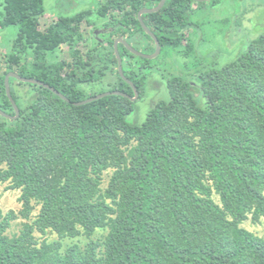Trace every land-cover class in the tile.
<instances>
[{
	"label": "trees",
	"instance_id": "16d2710c",
	"mask_svg": "<svg viewBox=\"0 0 264 264\" xmlns=\"http://www.w3.org/2000/svg\"><path fill=\"white\" fill-rule=\"evenodd\" d=\"M3 1L0 27H14L17 34L11 50L0 54L5 64L0 109L16 116L5 86L10 72L43 81L72 103L19 81L34 88L31 105L23 109L12 88L18 80L10 78L21 114L16 119L0 114V165H6L0 182L22 190L23 219L30 218L34 200L42 208L16 237L6 232L19 215L0 209V264H264V239L241 227L249 215L254 222L264 216V31L245 37L236 57L222 64L215 50L201 52L202 40L187 41L201 31L194 16L208 2L167 0L159 12L142 16L162 47L156 59L118 47L123 73L139 99L110 95L76 106L73 102L97 95H86L82 85L108 74L117 78L109 91L134 97L119 73L114 43L122 38L138 51L154 53L156 48L134 43L155 44L139 12L161 0H102L99 16L114 31L85 53L81 28L94 24L91 10L60 17L41 30L45 0ZM260 2L249 9L241 0V14L235 15L257 12L264 7ZM234 24L242 29L240 18ZM63 45L70 62L57 60ZM167 52L183 70L156 83L154 67ZM155 84L163 85L165 96L139 122L138 103ZM110 167L116 171L103 191L102 174ZM47 229L59 241L38 246L34 231ZM98 229L107 230L102 239L94 238ZM80 236L85 246L62 251L61 240Z\"/></svg>",
	"mask_w": 264,
	"mask_h": 264
},
{
	"label": "rangeland",
	"instance_id": "374dc122",
	"mask_svg": "<svg viewBox=\"0 0 264 264\" xmlns=\"http://www.w3.org/2000/svg\"><path fill=\"white\" fill-rule=\"evenodd\" d=\"M222 2L215 7H212V4L209 2L206 3L204 9L197 11L194 20L201 24V31L197 36L188 35V40H194L195 43L200 42L201 40V52L208 54L210 51H214V56L218 57V61L222 64L232 61L236 55L237 46L241 45L245 37L250 36V38H255L253 34H259L264 31V7L259 8L256 11L249 12L244 16L239 17L235 14H241V7L239 8L241 0H221ZM261 0H247L248 8L250 5L256 6ZM3 0H0V22L2 19L3 12ZM102 3V0H45V9L46 13L40 19V28L45 30L50 24L55 22L60 17H68L74 14L91 10L93 12L90 17L91 21L94 22L93 25H87L86 23L82 25L81 31L84 34L86 41L83 42L81 48L83 52H87L89 49L93 48L97 43H100L102 34L113 33L114 29L111 27H106L108 23L107 18H101L99 16V6ZM262 3V2H260ZM238 4V7H237ZM246 5V4H245ZM253 6V7H254ZM234 16V17H233ZM236 16V17H235ZM241 19L242 29H239L236 24H234V19ZM227 19V21H226ZM225 21V23H223ZM257 23V24H256ZM202 32V33H201ZM189 33H192L190 30ZM188 33V34H189ZM17 34L14 27L8 29H2L0 27V54L4 55L6 52L10 51L15 35ZM101 44V43H100ZM140 49L151 51L150 49H155L156 45L147 39L139 41V44L134 43V46H138ZM241 48V47H240ZM154 54V53H152ZM165 59L161 61L158 66L154 67L156 74L154 80L156 83L161 82V78L169 77L171 75H178L183 68L179 61L175 63V56L172 52L164 53ZM181 61H184L186 58L179 57ZM66 59L69 62L72 57L70 55V50L67 45H63L58 52L57 60ZM156 59V58H155ZM178 64V66L176 65ZM5 72V64H0V75ZM117 79L115 75L111 76L108 74L97 82H92L89 84H83V88L86 91V95L100 94L104 92H109L111 90L110 82ZM21 82V81H20ZM19 80L13 83V91L19 98V101L23 109L28 108L32 103V95L34 88L28 84H22ZM166 82V79L164 80ZM162 83V82H161ZM153 85H149L146 88V95L142 101H139L138 112H137V121L142 122L145 120L152 103L158 101L160 98H164L165 90L163 85L159 86L155 84L156 88H153ZM158 87H160L158 89ZM81 88V87H80ZM136 143L134 142V145ZM6 165L1 164L0 170L5 169ZM116 171V168L110 167L103 171L101 188L105 191L111 178ZM212 185V182L208 183ZM22 195L21 189H14L11 187V182H0V209L4 214H8L13 211L15 214L19 215L18 219L11 222L10 228L7 230L6 234L9 237L19 236L21 231L24 229L25 224H33L35 220L39 217L41 213L42 205L37 201H33L32 205L34 207L33 212L29 219H23L20 216V212L23 208V203L20 198ZM212 198L214 201L222 206L220 196L213 191ZM109 203L112 201L108 200ZM241 227L247 229L257 237L264 239V216L258 222H254L251 215L249 218L241 224ZM107 230L98 229L94 236L95 239H102L106 235ZM34 237L37 240L38 246H42L43 243L53 244L54 242L59 241L58 235L47 229L45 232H40L38 230L34 231ZM63 243L62 251H65L68 247L79 244L85 246L87 239L84 236L76 238H66L61 240Z\"/></svg>",
	"mask_w": 264,
	"mask_h": 264
},
{
	"label": "water",
	"instance_id": "95a60500",
	"mask_svg": "<svg viewBox=\"0 0 264 264\" xmlns=\"http://www.w3.org/2000/svg\"><path fill=\"white\" fill-rule=\"evenodd\" d=\"M194 1H197V2H210V1H213V0H194ZM166 2H167V0H161L160 4L157 7L150 8V9H143V10H141L139 12V20L141 22V25H142L144 31L153 39V41L156 44V50H155L154 54H146V53H143L141 51H138L132 45H130L126 40H124L122 38L117 39L115 41V43H114V48H115L116 56L118 58V70H119V73L124 78V80L133 87V90L135 92L134 97H131L128 94H126V93H124L122 91L115 90V91H109V92H104V93L97 94L95 96H92V97L87 98V99H85L83 101H80V102H73L74 105H76V106H82V105L91 103L93 101H97L99 99H102V98L107 97V96H110V95L124 96V97H127V98H131L132 101H136V100L139 99L140 94H139V91L137 90L136 86L129 79H127L125 77L124 73H123V59H122V57H121V55L119 53L118 47H119V44H124L126 46V48L131 53H133V54H135L137 56L144 57V58H147V59H150V60H153V59L157 58L160 55V53H161L162 47H161L160 42H159L158 38L156 37V35L145 25V23H144V21L142 19V16L144 14H148V13H156V12H159L161 9H163V7L165 6ZM10 78H14V79L19 80V81L24 82V83L36 84V85L42 86V87H44V88L52 91L56 95H58L64 101H66L68 103H72L71 100L68 99L64 94H62L61 92H59L58 90H56L54 87L46 84L45 82L40 81V80H37V79H34V78L22 77L21 75L15 73V72H10L5 77V86H6L7 96H8L9 100L12 103L13 109L16 112V116L13 117V116L5 113L4 111H2L0 109V114L2 116L6 117V118L16 119L21 114V110H20L18 104L16 103V101L13 99V96H12V93H11Z\"/></svg>",
	"mask_w": 264,
	"mask_h": 264
}]
</instances>
